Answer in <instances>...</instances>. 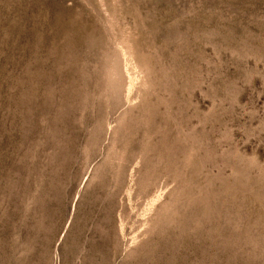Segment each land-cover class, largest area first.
I'll return each mask as SVG.
<instances>
[{
	"label": "rangeland",
	"instance_id": "obj_1",
	"mask_svg": "<svg viewBox=\"0 0 264 264\" xmlns=\"http://www.w3.org/2000/svg\"><path fill=\"white\" fill-rule=\"evenodd\" d=\"M0 264H264V0H0Z\"/></svg>",
	"mask_w": 264,
	"mask_h": 264
}]
</instances>
